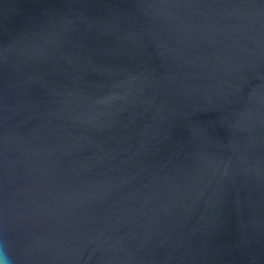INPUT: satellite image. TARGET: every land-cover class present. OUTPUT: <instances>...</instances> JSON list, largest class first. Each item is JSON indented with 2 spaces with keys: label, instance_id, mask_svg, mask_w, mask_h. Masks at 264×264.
Wrapping results in <instances>:
<instances>
[{
  "label": "water",
  "instance_id": "water-1",
  "mask_svg": "<svg viewBox=\"0 0 264 264\" xmlns=\"http://www.w3.org/2000/svg\"><path fill=\"white\" fill-rule=\"evenodd\" d=\"M0 240L264 264V0H0Z\"/></svg>",
  "mask_w": 264,
  "mask_h": 264
},
{
  "label": "clouds",
  "instance_id": "clouds-1",
  "mask_svg": "<svg viewBox=\"0 0 264 264\" xmlns=\"http://www.w3.org/2000/svg\"><path fill=\"white\" fill-rule=\"evenodd\" d=\"M0 264H16L15 259L9 254L6 243L0 240Z\"/></svg>",
  "mask_w": 264,
  "mask_h": 264
}]
</instances>
